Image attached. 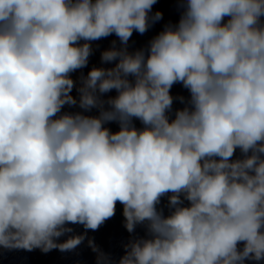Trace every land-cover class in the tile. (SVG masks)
I'll use <instances>...</instances> for the list:
<instances>
[{
  "label": "clouds",
  "instance_id": "obj_1",
  "mask_svg": "<svg viewBox=\"0 0 264 264\" xmlns=\"http://www.w3.org/2000/svg\"><path fill=\"white\" fill-rule=\"evenodd\" d=\"M177 2L130 51L158 0H0V249L264 264V0ZM117 204L114 261L88 232Z\"/></svg>",
  "mask_w": 264,
  "mask_h": 264
}]
</instances>
